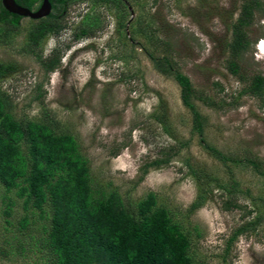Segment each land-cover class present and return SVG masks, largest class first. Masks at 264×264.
<instances>
[{
  "label": "rangeland",
  "instance_id": "obj_1",
  "mask_svg": "<svg viewBox=\"0 0 264 264\" xmlns=\"http://www.w3.org/2000/svg\"><path fill=\"white\" fill-rule=\"evenodd\" d=\"M242 2L131 0L127 24L129 28L139 15L147 24L151 21L156 35L170 42L159 48L160 53L172 54L204 94L231 101L245 85L227 62L231 24ZM119 13L123 11L90 0L71 4L64 21L68 27L48 36L39 49L44 56L55 48L63 51L61 64L50 72L28 49L31 18H24L13 36L0 40V61L18 66L0 79L16 118L41 119L44 114L55 118L78 138L96 188L117 192L128 207L154 194L157 206L167 207L191 236L196 264H264V175L244 164H224L206 144L239 154L251 149L264 160V99L247 94L239 106L223 110L196 100L206 120L204 132H197L195 115L184 104L179 83L160 72L148 54L155 49L153 34L125 39L118 30ZM93 15L100 16L103 29L96 36L72 40L73 30ZM249 32L251 49L240 57L247 82L264 75V59L255 55L256 44L264 37V15H258ZM158 117L166 119L170 132ZM176 150L169 163L151 167L139 181L146 163ZM235 181L239 207L227 209L225 188ZM199 193L205 202L190 211ZM11 199L15 204L9 207ZM22 202L15 191L0 184V264H48L33 239V243L23 240L27 249L22 254L11 243L7 248L13 251L2 254L7 241L16 240L19 219L25 215ZM257 217H261L257 228L231 241L243 222ZM43 223L37 216L32 232L36 238Z\"/></svg>",
  "mask_w": 264,
  "mask_h": 264
},
{
  "label": "trees",
  "instance_id": "obj_2",
  "mask_svg": "<svg viewBox=\"0 0 264 264\" xmlns=\"http://www.w3.org/2000/svg\"><path fill=\"white\" fill-rule=\"evenodd\" d=\"M38 1L17 0L31 9ZM78 1L51 0L53 8L48 15L31 18L27 33L28 49L36 53L47 72L61 64L62 51L53 49L44 56L39 49L48 36L68 27L64 22L68 7ZM90 1L93 5L102 4L123 11L117 15V19L118 30L125 39L131 41L140 35L151 37L148 32L153 34L151 41L155 49L148 54L160 72L173 76L179 83L183 102L195 115L193 128L197 132H204L206 120L200 116L196 100H201L210 108L223 110L239 106L240 99L247 94L264 99V75L257 74L247 82L249 78L242 73L240 62V57L251 49L249 29L258 15H264V0H243L239 15L231 24L228 68L245 84L231 101L226 97L204 94L203 88H197L189 75L180 70L172 54H161L159 48L170 45V42L156 35L151 21L147 24L148 20L139 15L135 20L130 19L128 28L131 0ZM24 18L28 17L11 13L1 2L0 40L13 36ZM102 29V19L93 15L83 26L73 30V39L96 36ZM17 69L15 63L0 61V79ZM13 108L10 95L0 86V184L6 191H15L16 197L23 200L22 208L25 211L18 222L20 227L16 240L7 241V246L2 249L4 256L13 251L7 248L10 243L11 247L17 248L18 254L25 252L27 245L23 240L28 239L40 245L39 249L48 264H196L191 236L167 207L157 206L154 194L128 207L117 192L109 194L101 187L96 188L88 159L82 154L80 142L71 131L60 127L49 114H44L41 119H18ZM158 120L165 131L170 132L166 119L158 117ZM206 144L224 164H244L264 175V160L251 149L239 154ZM177 152L146 163L139 181L151 167L169 163ZM225 189L228 198L224 201V207H239L236 181L231 188ZM205 199V195L199 193L190 211L200 208ZM14 204L15 201L11 199L9 207ZM34 210L38 211V215ZM6 213L11 215L9 209ZM37 216L44 222V229L38 238L32 233ZM260 218L243 222L234 231L231 241L257 228L261 223Z\"/></svg>",
  "mask_w": 264,
  "mask_h": 264
},
{
  "label": "water",
  "instance_id": "obj_3",
  "mask_svg": "<svg viewBox=\"0 0 264 264\" xmlns=\"http://www.w3.org/2000/svg\"><path fill=\"white\" fill-rule=\"evenodd\" d=\"M2 3L11 13L36 19L48 15L52 10V3L50 0H44L42 6L36 11L19 4L16 0H2Z\"/></svg>",
  "mask_w": 264,
  "mask_h": 264
},
{
  "label": "clouds",
  "instance_id": "obj_4",
  "mask_svg": "<svg viewBox=\"0 0 264 264\" xmlns=\"http://www.w3.org/2000/svg\"><path fill=\"white\" fill-rule=\"evenodd\" d=\"M1 2H2V0H1ZM31 9V8H30ZM33 10V9H32ZM35 11V10H34ZM25 17H28V16H25ZM28 18H31V17H28ZM33 19H36V18H33ZM64 31V30H63ZM85 38H87V37H85ZM72 40H74V39H72ZM256 48H257V50H256V52H255V55H256V58L257 59H264V37L263 38H261L258 42H257V44H256ZM56 49V48H55ZM62 51V50H61ZM63 52V51H62Z\"/></svg>",
  "mask_w": 264,
  "mask_h": 264
},
{
  "label": "flooded vegetation",
  "instance_id": "obj_5",
  "mask_svg": "<svg viewBox=\"0 0 264 264\" xmlns=\"http://www.w3.org/2000/svg\"><path fill=\"white\" fill-rule=\"evenodd\" d=\"M17 1V0H16ZM51 1V0H50ZM43 2H44V0H39L38 2H37V4L33 7V10H38L41 6H42V4H43ZM52 3V2H51ZM20 4V3H19ZM22 5V4H21ZM23 6H25V5H23ZM25 7H27V6H25ZM29 8V7H28ZM53 8V7H52ZM68 9H69V7H68ZM52 11V10H51ZM67 12H68V10H67Z\"/></svg>",
  "mask_w": 264,
  "mask_h": 264
}]
</instances>
